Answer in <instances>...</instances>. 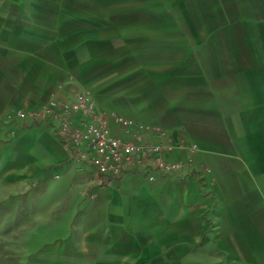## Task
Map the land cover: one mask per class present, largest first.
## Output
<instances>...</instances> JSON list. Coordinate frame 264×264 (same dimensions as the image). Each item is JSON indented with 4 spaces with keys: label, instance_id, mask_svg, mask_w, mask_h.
I'll return each mask as SVG.
<instances>
[{
    "label": "crops",
    "instance_id": "1",
    "mask_svg": "<svg viewBox=\"0 0 264 264\" xmlns=\"http://www.w3.org/2000/svg\"><path fill=\"white\" fill-rule=\"evenodd\" d=\"M83 92L181 171L97 186L56 124L11 119ZM50 182L61 240L0 264H264V0H1L0 212Z\"/></svg>",
    "mask_w": 264,
    "mask_h": 264
},
{
    "label": "built area",
    "instance_id": "2",
    "mask_svg": "<svg viewBox=\"0 0 264 264\" xmlns=\"http://www.w3.org/2000/svg\"><path fill=\"white\" fill-rule=\"evenodd\" d=\"M11 119L15 123L32 120L56 124L60 144L71 154L73 162L92 169L97 186H107L130 172H139L151 181L156 173L175 174L184 166L181 161L167 160L173 146L145 143L141 137L122 139L112 135L106 117L97 110L96 103L87 92L78 94L67 104L51 102L38 111H16ZM117 122L123 126L130 124L120 119ZM12 136L13 131L9 130L5 139ZM194 150L195 147H191L190 151Z\"/></svg>",
    "mask_w": 264,
    "mask_h": 264
},
{
    "label": "rangeland",
    "instance_id": "3",
    "mask_svg": "<svg viewBox=\"0 0 264 264\" xmlns=\"http://www.w3.org/2000/svg\"><path fill=\"white\" fill-rule=\"evenodd\" d=\"M58 183L50 182L45 206L2 207L0 212V253H16L17 261L24 257L23 251L37 252L46 246H54L61 239L63 224L59 220L70 209V197L58 205ZM41 191L33 193L34 203L40 201ZM40 203V202H38ZM62 225V226H61Z\"/></svg>",
    "mask_w": 264,
    "mask_h": 264
}]
</instances>
